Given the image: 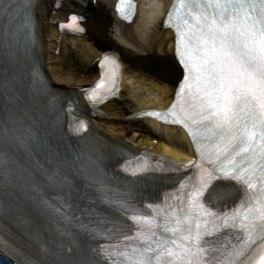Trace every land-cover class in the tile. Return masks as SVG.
<instances>
[{"label":"snow or ice","instance_id":"snow-or-ice-1","mask_svg":"<svg viewBox=\"0 0 264 264\" xmlns=\"http://www.w3.org/2000/svg\"><path fill=\"white\" fill-rule=\"evenodd\" d=\"M136 9V0L117 2L124 20ZM83 19L72 14L61 27L83 33ZM165 27L176 34L183 75L167 111L141 115L182 126L197 159L157 157L154 165L123 167L133 177L190 170L167 196L177 203L114 202L130 224L103 218L85 224L67 201L55 211L64 223L80 221L89 240L105 241L89 247L80 264H264V0H174ZM99 68L100 79L82 89L93 106L118 95L123 64L106 53ZM87 127L73 122L75 134ZM5 162L0 153V168ZM58 179L64 182L59 174L49 177ZM5 243L0 235V251Z\"/></svg>","mask_w":264,"mask_h":264},{"label":"bare ground","instance_id":"bare-ground-1","mask_svg":"<svg viewBox=\"0 0 264 264\" xmlns=\"http://www.w3.org/2000/svg\"><path fill=\"white\" fill-rule=\"evenodd\" d=\"M75 7L78 11L86 14L88 17L92 16L93 0H76ZM105 2L109 0H104ZM141 20L139 16L131 24H123V28H117L115 33L120 34L122 40L126 41L134 49L119 45L117 51L120 53L124 62V73L122 89L127 87V83L131 79H136L137 82L147 81L144 78L145 74L134 71V67H140L144 64H149L152 61L156 62V66L159 67L161 75L166 79L165 83L158 85L154 82H149L155 91L158 92L159 97H153L145 99L143 96L133 94V101L137 104L134 111H139L145 108L160 107L166 108L173 96V91L178 78L181 75V71L178 68L173 52L174 37L167 30L162 29V21L159 22L161 14L166 12L167 6L171 0H148V3L143 4L140 0ZM71 0H64L62 6L59 9L55 8V0H36V20L38 26V48L40 55L38 58L39 73L42 77L36 88L31 89L30 85H27L25 104L22 105L23 110L31 111L37 116H42L44 112L48 110L51 105V99L53 96H59L60 94H73L81 98V94L77 91L78 86H85L91 81L97 78V74L86 82L83 80H76V74L66 72L63 64L60 63L62 58L61 54H55L58 47L69 40L72 43H81L82 49L86 52V59L92 61L95 57L100 56V52L93 51L88 43L83 42L86 37H66L63 43L59 44V33L54 27L55 20L64 21L67 20V16L72 12L66 6L67 3H71ZM73 3V2H72ZM145 6H148L146 8ZM164 7V8H163ZM89 14V15H88ZM91 18V17H90ZM114 18V17H113ZM91 20V19H90ZM90 31L96 33L99 36H104V32L98 29L96 22L92 19L90 24ZM81 49V51H83ZM169 49V50H168ZM2 65L6 70L5 75L8 81L13 79L12 75L16 76L15 69L19 66H14V69L7 67V59L0 57ZM65 69V70H64ZM65 71V73L63 72ZM28 73H31L28 71ZM82 100V98H81ZM131 101V100H130ZM111 104L106 105L105 111L107 116L99 120L102 125L100 132L103 145L109 143L119 142L120 139L116 137V134L125 135L132 133L131 139H137L140 135L135 129V124L138 119L129 118L126 121H120L118 115L112 113ZM128 108H120L119 112H127ZM119 112H117L119 114ZM109 113V115H108ZM143 122V121H141ZM147 124L143 125L147 134L140 143H145L148 146L153 147V151L161 152L163 150L168 151L171 155L176 157L191 156L190 146L188 140L182 131L170 127H162L155 121L145 119ZM104 125V126H103ZM158 142L154 145L155 140ZM7 150V148H6ZM18 236V235H16ZM20 249L23 245L18 244Z\"/></svg>","mask_w":264,"mask_h":264},{"label":"rangeland","instance_id":"rangeland-1","mask_svg":"<svg viewBox=\"0 0 264 264\" xmlns=\"http://www.w3.org/2000/svg\"><path fill=\"white\" fill-rule=\"evenodd\" d=\"M140 1L143 4L148 3V0ZM111 6L112 5L111 3H109V1L105 2L104 0H101L98 4L94 6V8H92L93 10L91 12V18L87 16V34L84 35L86 39L83 42L88 43L93 49V51L96 52L105 51L108 49H118V44L129 48V50H133L134 48L131 45H129L126 41L122 40L120 34L115 33L116 29L114 27ZM66 7L72 11L77 10L75 4H73L72 2L67 3ZM145 7L148 8V6ZM90 19H93L96 22L98 29H100L101 32H104V36L101 37L96 33L90 31ZM140 20L141 17L139 16V21ZM72 42L67 40L64 43V46L60 52L62 56V58L60 59V63H62L64 68H66V72L76 74L77 81L83 80L84 82H86L88 80H91L96 74L94 61L97 57H95L92 61H90V59H86L85 56L87 52L86 50L84 51L82 49L83 45L81 43L76 44L75 42ZM81 49L83 51H81ZM154 63L156 64V62L152 61L149 64H144L140 67H134V71H142L145 74L144 78H146L147 81L145 80L144 82H137L136 79L129 80L127 83V87L121 93V97L115 102H113V104H111V112L115 115H118V119H120V121L128 120V115L134 111V108L137 105L133 101V94H137L140 97L143 96V98L145 99L159 97L158 92L153 89L149 82H154V84L161 85L166 82V79L161 75L160 71L158 70L159 67L156 66ZM63 72L65 73V71ZM123 107L128 108V111L120 113L119 110ZM117 112H119V114ZM141 121L134 123L136 125L135 129L141 135L140 140H142V138H145L147 134L146 130L143 128V125H146L147 123L144 122V120L143 122ZM127 135L132 138L133 134L130 132Z\"/></svg>","mask_w":264,"mask_h":264}]
</instances>
